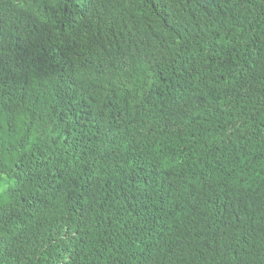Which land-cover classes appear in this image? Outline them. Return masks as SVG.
I'll list each match as a JSON object with an SVG mask.
<instances>
[{
  "label": "trees",
  "instance_id": "trees-1",
  "mask_svg": "<svg viewBox=\"0 0 264 264\" xmlns=\"http://www.w3.org/2000/svg\"><path fill=\"white\" fill-rule=\"evenodd\" d=\"M0 264H264V0H0Z\"/></svg>",
  "mask_w": 264,
  "mask_h": 264
}]
</instances>
